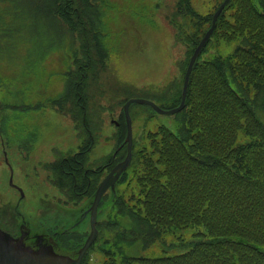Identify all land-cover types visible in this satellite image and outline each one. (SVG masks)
Wrapping results in <instances>:
<instances>
[{
    "label": "trees",
    "instance_id": "obj_1",
    "mask_svg": "<svg viewBox=\"0 0 264 264\" xmlns=\"http://www.w3.org/2000/svg\"><path fill=\"white\" fill-rule=\"evenodd\" d=\"M34 1L43 15L72 22L68 29L79 34L91 64L92 46L107 51L101 18H107L108 2ZM177 15L187 66L213 12L203 15L192 0H178ZM71 81L63 99L88 110L81 103L88 102L87 91ZM182 83L160 97L176 98L177 105ZM178 122L175 133L159 126L136 136L132 165L104 225L109 230L112 221L118 240L130 235L147 247L190 228L198 229L195 239L186 253L166 250L158 258L125 256L119 247L117 258L108 251L107 264H264V0H233L222 13L194 67Z\"/></svg>",
    "mask_w": 264,
    "mask_h": 264
},
{
    "label": "rangeland",
    "instance_id": "obj_2",
    "mask_svg": "<svg viewBox=\"0 0 264 264\" xmlns=\"http://www.w3.org/2000/svg\"><path fill=\"white\" fill-rule=\"evenodd\" d=\"M105 1L106 5L112 2L113 9L117 5L121 6L118 10L124 7L125 12L118 14L116 20V13H111L106 24L101 18L102 32L106 25V33L112 32L111 37L107 35L106 38L109 50L92 46L90 53L95 60L91 64L79 34L74 35L68 29L70 20L67 23L43 15L34 0H0V129L4 128L5 134L8 131L15 137L11 140L0 133V205L16 201L33 229L39 228L41 222L60 227L77 217L51 222L46 216H37L43 203L49 205L57 197L67 196L50 182L53 177L47 167L58 161L60 156L57 154L69 156L76 153L81 144L86 150L89 139L94 138L88 156L96 164L102 162L114 152L117 142L125 140L122 130L113 122L120 121L123 103L142 98L152 100L160 107L172 106L176 98L168 101L157 95H162L163 90L166 93L184 77L187 51L181 43L180 46L173 44L176 30L170 23L176 15L178 0ZM218 3L219 0H192L195 9L202 13L211 12ZM81 78H87L88 82L84 83ZM72 79L84 86L81 93L87 91L92 96L88 102H81L88 109L86 113L81 106L79 110L75 101V107L73 103L63 106L64 110L58 106L67 103L63 97L67 94L66 84ZM13 86L16 91L8 90ZM8 101L15 109L7 108L9 105L4 103ZM140 109L134 107L136 131L146 118L150 120V126L165 123L176 130L177 124L172 117L148 115ZM22 134L31 137L26 146ZM72 150L75 151L67 154ZM11 169L13 183L22 190L23 200L11 185ZM107 173L103 172L104 178ZM80 205L85 208V203ZM197 231V228L177 231L148 250L143 249L147 248L143 241L132 242L130 235L117 238L115 247L126 246L127 252L138 256H159L166 254V250L167 255L173 256L189 250L188 244L195 239L193 235ZM201 231L206 229L203 227ZM102 238L105 239L102 242H107L106 247H113L104 235ZM170 245L172 247L168 249ZM94 250L99 255H95L90 264H102L104 257L110 261L111 253L104 252L103 257L97 252L99 248ZM95 253L92 252L91 257Z\"/></svg>",
    "mask_w": 264,
    "mask_h": 264
},
{
    "label": "water",
    "instance_id": "obj_3",
    "mask_svg": "<svg viewBox=\"0 0 264 264\" xmlns=\"http://www.w3.org/2000/svg\"><path fill=\"white\" fill-rule=\"evenodd\" d=\"M231 2V0H225V2L221 5L219 10L216 12L213 20V26L208 31V33L205 35L203 40L201 41L200 45L196 49L187 73L185 77V83H184V90H183V99L181 105L173 110L166 111L162 110L158 106H156L154 103L143 100V99H132L127 102L125 106V115L128 123V137L126 142L128 143V156L125 159V161L121 164H119L109 175V177L101 184L100 188L97 191L95 201L92 207V227L93 232L88 239L87 243L85 244L84 248L80 251L79 257L77 259H72L67 256L57 255L53 252L50 248L42 249L39 251H34L28 248H25L21 243L15 242L9 235L5 234L0 230V264H81L82 260L84 258V255L86 254L87 250L91 246V244L95 241L97 238V230L95 228L97 216H98V208L100 205V202L103 198V195L108 190L110 186H114L116 182L119 180L121 175L124 173V171L128 168L132 161V142H133V132H132V121L130 117V106L133 103L137 104H146L152 106L158 113L164 114V115H172L175 113L180 112L185 107L186 102V96L189 86V80L191 76V72L193 70V67L198 60L199 56L201 55L204 47L210 40L215 27L217 23V19L224 10V8Z\"/></svg>",
    "mask_w": 264,
    "mask_h": 264
}]
</instances>
